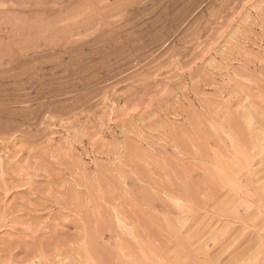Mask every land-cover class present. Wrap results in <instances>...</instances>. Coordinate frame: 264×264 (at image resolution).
Here are the masks:
<instances>
[{
	"label": "rangeland",
	"instance_id": "rangeland-1",
	"mask_svg": "<svg viewBox=\"0 0 264 264\" xmlns=\"http://www.w3.org/2000/svg\"><path fill=\"white\" fill-rule=\"evenodd\" d=\"M0 264H264V0H0Z\"/></svg>",
	"mask_w": 264,
	"mask_h": 264
}]
</instances>
